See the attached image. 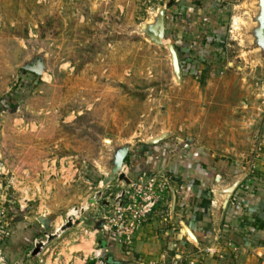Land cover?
<instances>
[{
  "label": "rangeland",
  "instance_id": "rangeland-1",
  "mask_svg": "<svg viewBox=\"0 0 264 264\" xmlns=\"http://www.w3.org/2000/svg\"><path fill=\"white\" fill-rule=\"evenodd\" d=\"M260 17L261 0H0L5 219L21 211V195L38 209L43 190L57 192L46 210L84 220L152 177L160 199L150 216L165 220L171 195L187 188L176 180L184 166L173 173V162L245 166L264 139ZM125 146L128 182L117 186L116 175L104 185ZM186 250L194 264L229 257Z\"/></svg>",
  "mask_w": 264,
  "mask_h": 264
},
{
  "label": "crops",
  "instance_id": "crops-1",
  "mask_svg": "<svg viewBox=\"0 0 264 264\" xmlns=\"http://www.w3.org/2000/svg\"><path fill=\"white\" fill-rule=\"evenodd\" d=\"M261 142V150L255 157L252 152L245 157V166L233 160L229 167L226 162H215L211 169L208 163H195L190 158L183 160L186 165L169 164L173 173L184 166L175 177L178 182H185L187 188L182 196L171 195L165 220L162 215L149 217L130 246L121 244L102 227L103 217L111 207L109 201L103 203L101 210L84 213L86 219L75 220L65 228L72 213L54 214V210H46L45 206L46 199H56V191L39 190L38 209L27 203L25 210H14L13 201L11 211L18 212H11L10 236L2 246L4 262L93 264L94 253L102 249V256L112 264H173L175 257H182L184 264H194L186 252L187 246L201 250L200 256L206 251L229 255L228 259L218 260L219 264H264V139ZM246 145L248 151L251 142ZM129 166L131 169L130 163ZM207 171L219 176L211 177ZM211 178L216 183H211ZM123 182L128 181L118 180L117 186ZM94 217L98 222L89 223L87 219ZM46 233L48 237L44 239ZM41 241L43 247L34 253L36 243ZM201 259L197 263L202 264L208 258Z\"/></svg>",
  "mask_w": 264,
  "mask_h": 264
},
{
  "label": "built area",
  "instance_id": "built-area-1",
  "mask_svg": "<svg viewBox=\"0 0 264 264\" xmlns=\"http://www.w3.org/2000/svg\"><path fill=\"white\" fill-rule=\"evenodd\" d=\"M2 176V163L0 162V179ZM10 183H13V181L10 180ZM146 183L148 184L147 187L143 185L142 179H138L137 182L133 184L134 192L132 194L125 196V198L121 197V195L116 196L110 209L103 217L102 227L104 231L112 232L118 238L119 242L125 246H130L132 244L136 232L147 222L158 197L160 199V196H155L150 190L151 186L153 187L154 178H148ZM38 192L40 191L38 190ZM0 197H2V195H0ZM8 198V202L12 204V196L9 195ZM19 199H21L19 208L23 211L28 207L27 203L30 198L21 195ZM72 217L71 220L73 222L74 219ZM7 220L5 219L4 210L0 208V264L1 262L5 264L2 246L5 240L10 236L9 220ZM41 242L42 248L43 241ZM230 246L235 249L233 245ZM102 253V249H98V251L94 253L93 264H112L105 260ZM182 259V257H175L172 263L184 264Z\"/></svg>",
  "mask_w": 264,
  "mask_h": 264
},
{
  "label": "water",
  "instance_id": "water-1",
  "mask_svg": "<svg viewBox=\"0 0 264 264\" xmlns=\"http://www.w3.org/2000/svg\"><path fill=\"white\" fill-rule=\"evenodd\" d=\"M260 22H261V26H260V30H259V33L262 37V40H263V44H264V0H261V17H260ZM155 29V32H156V37H155V41L158 42V43H162L163 41V38L165 36V24H164V13L163 11L161 10L160 11V14H159V18H158V21H157V24L156 26L154 27ZM170 48L172 50V53H173V56H174V60H175V65L176 67L178 68V60H177V55H176V52L173 48L172 45H170ZM37 72V71H36ZM126 154H127V147L125 146L121 152L119 153V156L116 160V162L113 164V166L111 167L110 169V173L108 175H106L103 180H102V183L105 185L107 183H109L110 181H112L116 175H118V179L119 180H122V181H128V177L127 175L122 171L123 169V162H124V159L126 157ZM72 224V220L69 218L67 223L64 224V228L65 227H68ZM48 231H51L52 228H48L47 229ZM42 243L41 242H38L36 243V246H35V249H34V253H36L39 248L41 247Z\"/></svg>",
  "mask_w": 264,
  "mask_h": 264
},
{
  "label": "bare ground",
  "instance_id": "bare-ground-1",
  "mask_svg": "<svg viewBox=\"0 0 264 264\" xmlns=\"http://www.w3.org/2000/svg\"><path fill=\"white\" fill-rule=\"evenodd\" d=\"M73 212H75V211H73Z\"/></svg>",
  "mask_w": 264,
  "mask_h": 264
},
{
  "label": "trees",
  "instance_id": "trees-1",
  "mask_svg": "<svg viewBox=\"0 0 264 264\" xmlns=\"http://www.w3.org/2000/svg\"><path fill=\"white\" fill-rule=\"evenodd\" d=\"M221 14V13H220ZM129 163V162H128Z\"/></svg>",
  "mask_w": 264,
  "mask_h": 264
}]
</instances>
